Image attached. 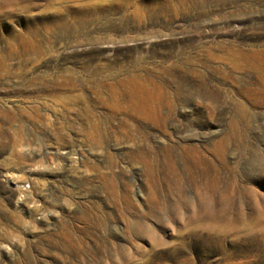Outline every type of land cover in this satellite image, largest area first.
Returning <instances> with one entry per match:
<instances>
[{"label": "rangeland", "instance_id": "374dc122", "mask_svg": "<svg viewBox=\"0 0 264 264\" xmlns=\"http://www.w3.org/2000/svg\"><path fill=\"white\" fill-rule=\"evenodd\" d=\"M0 264H264V0H0Z\"/></svg>", "mask_w": 264, "mask_h": 264}, {"label": "bare ground", "instance_id": "6f19581e", "mask_svg": "<svg viewBox=\"0 0 264 264\" xmlns=\"http://www.w3.org/2000/svg\"><path fill=\"white\" fill-rule=\"evenodd\" d=\"M80 5H81V4H80ZM80 9H81V8H80ZM80 9H78L79 11H77V13H76L78 16L81 14ZM87 11H88V10H87ZM76 14H75V15H76ZM86 18H87V17H86ZM86 211H87V210H86ZM93 211H94V210H93ZM93 211H92V212H93ZM85 214H86V213H85ZM89 214H90V213H89ZM91 214H92V213H91ZM93 214H94V212H93ZM87 215H88V214H87ZM87 215H86V216H87ZM82 216H83V215H82ZM95 216H96V215H95ZM96 217H97V216H96ZM100 217H101V216H99V218H100ZM81 218H82V217H81ZM86 218H89V217L87 216ZM91 219H92V218H91ZM83 220H85V219H83ZM94 220H95V219H94ZM100 220L103 221V219H100ZM91 221H92V220H91ZM95 221H96V220H95ZM79 222H80V221H79ZM88 222H89V221H88ZM92 222H93V221H92ZM92 222H91V223H92ZM80 223H82V222H80ZM93 223H94V222H93ZM87 224H88V223H87ZM96 224H98V223H96ZM101 224H102V223H101ZM103 224H104V223H103ZM82 225H83V224H82ZM89 226L91 227V225H89ZM94 226H95V225H94ZM98 229H100V228L98 227ZM69 235H70V234H69ZM72 238H73V237H72Z\"/></svg>", "mask_w": 264, "mask_h": 264}]
</instances>
